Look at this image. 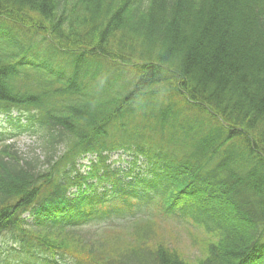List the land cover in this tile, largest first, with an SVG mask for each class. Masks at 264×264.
<instances>
[{
	"label": "trees",
	"instance_id": "obj_1",
	"mask_svg": "<svg viewBox=\"0 0 264 264\" xmlns=\"http://www.w3.org/2000/svg\"><path fill=\"white\" fill-rule=\"evenodd\" d=\"M0 114V264H264V0H0Z\"/></svg>",
	"mask_w": 264,
	"mask_h": 264
},
{
	"label": "rangeland",
	"instance_id": "obj_2",
	"mask_svg": "<svg viewBox=\"0 0 264 264\" xmlns=\"http://www.w3.org/2000/svg\"><path fill=\"white\" fill-rule=\"evenodd\" d=\"M0 131L8 132L10 131V127L7 125L6 120L4 117L0 116ZM36 146L35 137H29L28 135L22 133L16 139V147L17 151L21 153L23 156L30 154L32 147ZM120 153H114L111 157L112 160H116L119 157ZM122 159H125L124 155H120ZM86 164L85 162H83ZM165 239L169 240L168 236H165ZM178 246L183 252L189 255L190 252V245L189 239L186 238H177Z\"/></svg>",
	"mask_w": 264,
	"mask_h": 264
}]
</instances>
